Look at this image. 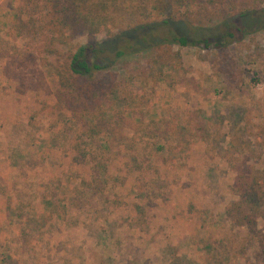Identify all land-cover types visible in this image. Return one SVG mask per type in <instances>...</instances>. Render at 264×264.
<instances>
[{"label": "rangeland", "instance_id": "obj_1", "mask_svg": "<svg viewBox=\"0 0 264 264\" xmlns=\"http://www.w3.org/2000/svg\"><path fill=\"white\" fill-rule=\"evenodd\" d=\"M195 9L202 27L217 18ZM50 11L44 0H0V264H262L225 207L238 200L231 187L239 161L264 165V29L222 49L176 47L179 65L158 63L157 51L121 60L107 77L119 84L106 105L110 123L87 135L78 113L57 105L53 68L90 39L72 34L50 44ZM204 112L217 120L212 133L222 134L210 142L190 126ZM237 117L239 160L231 156ZM113 122L143 153L145 142L179 138L178 125L188 130L175 150L143 165L150 179L121 158L116 140L108 142ZM151 122L167 124L169 135L139 126ZM34 209L54 218L44 227Z\"/></svg>", "mask_w": 264, "mask_h": 264}, {"label": "trees", "instance_id": "obj_2", "mask_svg": "<svg viewBox=\"0 0 264 264\" xmlns=\"http://www.w3.org/2000/svg\"><path fill=\"white\" fill-rule=\"evenodd\" d=\"M44 1L46 9L50 6V12L54 14L51 21L52 28L45 29V32L47 30V34L50 35L49 39L52 42L50 44L68 43L72 34H84L90 39L86 43L72 46L67 60L53 68L54 81L57 86L55 92L57 105L77 112L76 115L79 120H82L81 123L84 120L83 133L87 135L90 131V133L94 132L96 125H99L102 131L110 123L108 120L112 117H109L106 105L117 97L116 89L119 84L116 80H112L116 76L111 80L107 77L110 76L109 72L113 70L112 68L121 60L134 58L139 54L149 55L157 51L155 59L158 63L173 66L178 63L179 65L181 57L178 52L174 51L176 47H200L209 51L222 49L243 43L249 35L264 29V0ZM180 3L181 14L179 12ZM192 8H197L195 9L197 11L210 9L217 18L212 19L210 27H202L194 22L191 16ZM155 15L156 19H146L148 16ZM101 35L104 37L96 39V36ZM48 52H53V49L49 48ZM97 112L102 113L97 115V124H93L90 117H95ZM200 115L201 120L195 124L190 123L191 129L200 139L210 142L220 134V132L217 135L212 133V127L217 125V120L213 117L208 118L205 112ZM236 116L237 113H230L229 122L232 123ZM121 119L122 117L119 121ZM224 119H220L222 128L225 126ZM238 124L239 117L234 120V127L237 130L231 129V146L235 148L231 156L239 160L244 155V151H241L243 148L241 140L244 137L239 135L241 130ZM139 126L144 132L153 129L161 137L169 135L167 124L163 122L140 123ZM177 128L181 132L179 138L173 139L172 142L167 139L166 145L162 143L159 145L157 140L152 146L145 142L144 153L140 151L138 141L125 136L123 129L119 131L117 127L114 128V122L111 131L106 133V138L108 142L117 141V147L124 152L120 154L121 158H127V164H134V171L137 170L136 172L143 173L144 178L151 179L148 169L146 170L148 172H142L143 165H148L150 160L155 163L161 152L166 154L165 151H173L178 147L177 144L181 143V136H185L188 128L181 125ZM261 129L262 140L260 142L264 143L263 125ZM65 131L64 128L62 132ZM235 154H238V157H235ZM86 155L84 153V156ZM172 156L176 157L175 152ZM247 161L244 158L236 165L237 177L231 188L238 196V200L226 205L225 214L237 227L245 229L243 234L245 241L254 245L257 249L255 258L264 264V230L260 228V220L264 222V165L259 167ZM94 162L100 174L107 172L106 165L101 160ZM158 170L160 177H163L161 169L158 168ZM65 200L73 202L76 198L75 195L69 197L67 194ZM136 206L140 210V205ZM56 208L59 207L54 206L50 209L52 214ZM8 209L9 211L14 210L11 203ZM46 209L49 210V208ZM34 215L42 218L40 220L44 227L49 220L54 218L47 214L40 215L36 209H34ZM135 219L138 220V217Z\"/></svg>", "mask_w": 264, "mask_h": 264}]
</instances>
